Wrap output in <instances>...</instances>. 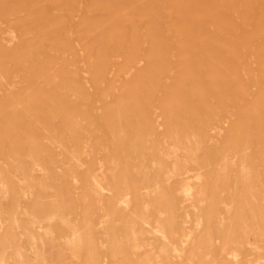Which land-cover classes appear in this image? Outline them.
<instances>
[{"label": "rangeland", "instance_id": "obj_1", "mask_svg": "<svg viewBox=\"0 0 264 264\" xmlns=\"http://www.w3.org/2000/svg\"><path fill=\"white\" fill-rule=\"evenodd\" d=\"M0 264H264V0H0Z\"/></svg>", "mask_w": 264, "mask_h": 264}, {"label": "bare ground", "instance_id": "obj_2", "mask_svg": "<svg viewBox=\"0 0 264 264\" xmlns=\"http://www.w3.org/2000/svg\"><path fill=\"white\" fill-rule=\"evenodd\" d=\"M78 120H79V118H78Z\"/></svg>", "mask_w": 264, "mask_h": 264}]
</instances>
